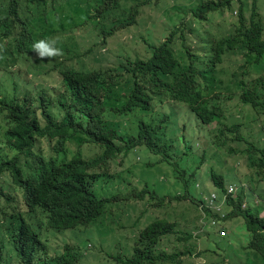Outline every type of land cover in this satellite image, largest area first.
I'll return each mask as SVG.
<instances>
[{"label": "trees", "instance_id": "16d2710c", "mask_svg": "<svg viewBox=\"0 0 264 264\" xmlns=\"http://www.w3.org/2000/svg\"><path fill=\"white\" fill-rule=\"evenodd\" d=\"M161 1L0 0V43L4 42L0 64L15 55L37 56L25 66L32 80L20 82L12 78L15 91L0 98V117L4 125L0 139V179L8 174L14 184L11 190L16 192L10 199L8 188L0 184V210L5 211L13 204L12 210L16 212L22 207L28 212L42 211L48 216L51 231L56 234L88 226H105L107 217L111 218L115 230L122 228V217L130 222L131 212H136L134 205L125 207L123 201H142L148 195L150 206L162 208L165 199L172 198L157 196L147 188L139 191L128 188L131 172L108 173L110 160L120 155L125 158L130 151L144 147L158 157L159 163L175 169L178 179L186 186L191 179L196 185L200 172L206 167V178L218 196L224 195L230 184L237 187L235 194L227 198L224 209V222L228 226L225 243L221 246V241L216 242L209 236L202 239L205 251L197 253L200 258L220 256L217 263L227 261V253L238 237L237 231L244 230L243 244L236 243L244 252L243 257L246 255L252 262L258 260V264H264V217L260 216L264 209L255 204L257 196L264 204V188L261 195L254 193L256 183L264 182V140L256 144L244 139L240 135V125L227 121L222 101L231 98L214 92L220 87L219 68L224 60L230 55H241L242 64L232 73L231 83L239 93L238 102L250 108L264 136V20L257 10L256 0L252 2L248 17L243 13L242 2L238 1L237 18L227 37H202L200 28H194L192 21L200 24L208 21L211 14L233 11L236 3L234 0H206L191 11V22L173 26L158 44L146 43L145 55L121 54L114 67L105 69L77 71L59 64L58 59L65 58L71 49L63 42L64 35L83 27L96 33L99 44L105 46L106 40L119 30L137 26L141 7L158 6ZM187 34L199 37L197 49L187 45ZM41 40H54V46L63 54L39 59L33 45ZM7 46L8 54L4 51ZM4 54L7 55L3 59ZM37 59L43 63L53 61L51 72H57L60 78L55 88L40 81L34 84V78L45 71L42 66L35 65ZM165 102L183 109L184 118L186 114L194 116L199 126L215 124V129L209 133L213 153L200 157L193 154L185 135L176 141L182 145V150L174 145L170 136L178 132L177 121L164 111L155 116V110H160ZM56 107L60 118L52 111ZM185 127L183 124L182 130ZM40 140L48 141L46 154L36 151ZM73 141L79 143L78 148L84 144L94 145L100 153L92 158H82L80 154L68 158L66 146ZM230 143H235L236 148ZM243 144L245 148L241 151L245 150L247 168L251 172L247 186L228 176V171L222 173L212 165L217 152L225 148L226 155H234L240 152ZM2 146L10 155L2 151ZM180 163L191 170L186 167L180 170ZM218 163L222 166L224 162ZM97 168L98 173L94 172ZM96 185L100 189L105 186L117 190L109 197L99 196ZM249 195L256 197L255 200L248 202ZM202 197L194 198L188 191L174 195L175 200H188L195 205L202 202ZM244 202L246 205L242 208ZM120 206L123 208L114 213L113 208ZM204 213V220L216 217L206 209ZM142 216L144 218L145 213ZM149 218L146 216L136 225L131 249L104 255L110 264H179V256L191 255L190 249L179 252L175 243L173 251L167 252L171 236H175L176 243L191 242L194 237L188 231L179 230V224L168 215L150 219L152 221L141 228ZM13 223L14 243L21 264H81L87 257L88 245L79 248L64 241L60 252L50 245L39 251L26 243L23 245L20 234L29 229V225L23 218ZM110 231L113 234L114 229ZM1 259L0 245V264Z\"/></svg>", "mask_w": 264, "mask_h": 264}, {"label": "rangeland", "instance_id": "374dc122", "mask_svg": "<svg viewBox=\"0 0 264 264\" xmlns=\"http://www.w3.org/2000/svg\"><path fill=\"white\" fill-rule=\"evenodd\" d=\"M202 1L206 0H162L158 6H143L141 7L140 14L137 18V26L119 30L114 36L106 40L105 46L99 44L100 40L97 38L96 33H91L86 28L78 27L74 32L63 36V42H66V45L71 47L70 53L65 56V58L58 59L60 63L56 60L55 61L62 67L93 70L114 67L118 63V56L121 54L124 56L130 55L131 57L145 55L144 48L146 43L158 44L160 42L159 39H162L164 34L168 33L173 26L180 27L181 23L187 24L191 22L193 20L191 11ZM238 1L242 2L244 8L243 13L248 17L254 0H234L236 4L233 5V11L225 10L223 14H211L208 21L201 22L200 24H196V21L193 20L194 28H200V35L202 37L206 35H212L216 38L229 36L232 32V25L237 18V14H234V11L236 12ZM256 5L258 12L264 20V0H256ZM186 36L187 45H190L193 50L197 49L200 45L199 37L194 34H187ZM134 37H136V40H134ZM3 46L4 42H1V52L3 51ZM240 56L241 55H230L224 60L219 68L220 73L218 85H220V87L214 89V92L223 93L225 96L231 98L228 101H222L223 107L226 110L227 121L240 125V135L248 142L261 144L264 140V136L260 131L259 123L253 120V113L250 108L241 105L238 102L239 93H237V89L233 83H231L232 73L242 64V57ZM36 58L37 56H24L20 58V56L15 55L13 56L14 61L7 60V62H2L0 64V98L15 91V87L11 82L12 78L20 82H29L32 80V76L26 73L27 68L25 66L31 64ZM52 63L53 61L43 63L39 59L35 61L37 67L42 66L41 68L46 69L37 79L34 78V84H36L37 81H40L49 88L56 87V84L60 79L57 72H51L53 67ZM46 71H48V73H46ZM226 87L230 88L231 91L227 92L228 89L226 90ZM161 109L155 110V116L162 114V111H164L165 113L171 114L172 118L177 121V133L170 136L168 134L169 128H166V131L171 137L174 145L178 147L179 150H182V145H179L176 142L177 138L185 135L184 139L189 145H191V151L193 154L200 157L205 153H213L214 147L209 143L212 135L210 136L209 133L215 129V124H210L206 127L199 126L194 116L186 114L184 118L185 111L176 107L175 104L171 102H165ZM52 111L58 115V118H60L61 114H59L58 107L52 109ZM183 124L186 126L185 130H182L181 128ZM172 125L173 124H171V126ZM3 128L4 125L1 122L0 117V139L3 135ZM173 128H175V126ZM78 144L77 141H73L66 146L68 158L77 153H80L82 158H92L100 153V149L96 146L83 145L78 148ZM230 146L236 148L235 143H230ZM2 147V151L10 155L7 148L4 146ZM47 148L48 141L45 140H40L36 145V151L44 154L47 153ZM244 148L245 144L241 145L240 152L237 151L234 155H226V149L223 148L220 152H217V157L212 162V165L214 164L217 169H220V171L222 170V173L228 171V176L235 177L237 181L239 180L243 185L245 184L244 186H247L250 181L249 177L251 172L247 168L245 150L241 151V149ZM128 155L129 156L125 158L120 155L117 158L110 160V169L108 173L113 175L115 173L131 172L132 174L129 178L131 184L128 188H132L135 191L147 188L149 191L153 190L157 196L168 195L172 198L165 199V204L162 208L150 206V204H148V195L142 201H123L122 204H124L125 207L126 205H134L136 212H131L130 222H127V220H124V217H122L123 219L120 221V226L122 228H116L115 230L114 224L110 223L111 218L107 217V223L105 226L103 224L96 227L88 226L63 232L61 234H56L49 229L47 230L48 233L53 236H50L49 239L45 240L46 242L44 245H50L52 248H57L58 252L62 250L64 241L72 243L79 248H85L86 245H88L86 251L87 257L82 260L81 264H110V262L105 259L104 255L116 254L121 249H131L134 244V234L137 233L135 229L137 227L136 225L142 222L146 216L150 218L145 219L142 226H140L141 228L148 222H151L153 218H162L168 215L173 221L179 224V230L183 231V233L184 231H188L194 237L191 242L187 241L184 243H176L175 236L169 238L167 252L173 251L174 243L179 252L189 249L192 250L191 255L185 254L179 256V264H202L203 262L205 264H231L230 262H232V264L259 263L258 260L256 263L252 262V258L247 257L246 255L243 257L244 252L240 251L239 246L236 244H243L244 237L240 230L237 231L238 237L235 238V244L231 247L232 250L227 253V261L217 263V257L220 256H201L204 259L198 256L199 254L197 253H203L205 251L202 239H207L209 236V238H213L216 242L221 241V246H223L228 235L220 236L218 231L215 232V234L208 232L201 223L200 215L197 211V205L190 203L188 200H175L174 195L180 196L182 193L188 191L194 196V198H199L200 196H204L208 192L214 190L209 184L208 178H206V167H203L198 176L197 187H195V181L192 179L187 182L186 186L183 181L178 179V172H176L175 169L164 163H159L158 157L153 156L144 147H141L139 150H132ZM21 159L23 161L24 157ZM218 162L224 163L220 166V163ZM184 167H186V165L184 166L183 163L179 164L180 170ZM186 170H188L187 167ZM190 170L191 169L188 171ZM98 171V168L94 170L96 173H98ZM3 177L0 179V184L5 186L10 184L7 175L5 174ZM117 187L120 189V186L117 185ZM95 188L99 196L106 197L111 196L112 193L117 190L116 187L113 189L105 186L100 189L98 185H96ZM263 188L264 182L258 181L255 185L256 190L254 193L261 195L263 193ZM7 193L10 194L8 197L13 199V195H15L16 192L9 188L7 189ZM247 201L249 202L250 200L248 199ZM257 201H259L260 208L264 209V204L258 196ZM20 204H22V201H20ZM113 204L116 205V203ZM107 207H109V205H107ZM119 208L123 207L120 206L118 208H113V212H119ZM143 213L146 215L144 218L142 216ZM261 215V217H264V214ZM0 221H2V217H0ZM32 224L37 230H39L40 224ZM6 225L7 223L3 222L1 229L5 228L4 226ZM111 229H114L113 234L110 231ZM4 233L6 234V231H4ZM201 234H203V236ZM245 235L246 233L244 231V236ZM2 239L4 243H7L5 238ZM8 244L10 245L11 242ZM190 245L193 246V248ZM37 249L38 251L43 250L40 247ZM217 252L219 253V251ZM6 258V264H17L16 261L9 256V250H6ZM36 260L39 261L40 258H37ZM50 263L55 264L53 262Z\"/></svg>", "mask_w": 264, "mask_h": 264}, {"label": "clouds", "instance_id": "9594fccd", "mask_svg": "<svg viewBox=\"0 0 264 264\" xmlns=\"http://www.w3.org/2000/svg\"><path fill=\"white\" fill-rule=\"evenodd\" d=\"M234 14H236L235 11H234ZM55 43L56 42L54 40L50 41V42L41 40V41H39V42H37V43H35L33 45V49H34L35 53L38 54V58L39 59L61 56L63 53H62V51L60 49H58V48H56L54 46ZM4 51L7 53L8 46L4 49ZM7 54L3 55V59H4V57ZM10 60L14 61V59H10ZM74 70L78 71V69H74ZM46 73H48V71H46ZM57 84H60V83L58 82ZM84 145H88V144H84ZM77 154H80V153H77ZM77 154H75V155H77ZM75 155H72L71 157H73ZM71 157H69V158H71ZM6 175L9 178V183L10 184H8L7 186H5V185L4 186L7 187L8 189L9 188L13 189L14 184L12 183V180L9 177V175L8 174H6ZM197 184L195 185V187L198 186ZM230 185H234V184H230ZM211 193H215L217 196L219 195V194L216 193L215 190H212V191L208 192L204 196L201 194L203 196L202 197V202L197 205V211L199 212V215L201 216V223L204 225L203 227H205V229L208 230V232L210 230L211 234H215V232L218 231L219 235L222 232V233H224L223 236H226V235H228V230H227L228 226H227V223L224 222L226 220L225 219L226 218V213H225L224 209H225V205H226L227 201L222 207V209H223L222 211H223V213H225V218H224V220H222L219 223L218 227L212 228L209 225V218H211L212 216H209L208 218H206L204 220V218L206 217V215L204 213V209L205 208H201V205L203 204L204 197H207ZM222 196L223 195H220L218 197L221 198ZM245 205H246V203L244 202L241 207L245 208ZM12 209H13V204L8 206L5 211H1L0 210V217H2V221H0V223L2 225H3V222L7 223V225L4 226L5 228H3V229H1L2 225L0 224V245H1V255H2L1 264H6V260H7V258H6V250H9V256L11 258H13V260H15L17 264H21V260H20V257H19V252L16 250L15 243H14L15 237H14L13 230H12V226L14 225V223H13L14 220H16L18 218H23L24 221L29 225V229L22 231V233L20 234L21 240L23 242V245L26 243V244H28L30 246H33L34 249H36L38 247H40L42 249L43 246H45L44 245V243L46 242L45 240L49 239V237L51 236V234L48 233V231H47V230L50 229V226H49V223H48V216L45 213H43L42 211H39V210H36L34 212H28V210L26 208H23V207L21 208L20 212L13 211ZM207 211H209V210H207ZM209 212L211 213V211H209ZM212 214L213 213H211V215ZM10 215H14V216L10 217ZM32 223L40 224L39 230H37L33 226ZM4 231H6V234L4 233ZM2 238H5L7 243H4ZM9 242H11L10 245L8 244ZM67 243H69V242H67ZM202 259H204V258H202ZM202 264H204V262Z\"/></svg>", "mask_w": 264, "mask_h": 264}, {"label": "built area", "instance_id": "2783aa9c", "mask_svg": "<svg viewBox=\"0 0 264 264\" xmlns=\"http://www.w3.org/2000/svg\"><path fill=\"white\" fill-rule=\"evenodd\" d=\"M236 190L237 187L235 185H229L227 187L226 193L221 198L218 197L215 193H211L207 197H204L201 208H205L217 216L216 218H209V225L212 228L218 227L219 223L224 220L225 213H223L222 207L226 203L227 198L229 196H233ZM220 235L223 236L224 233L221 232Z\"/></svg>", "mask_w": 264, "mask_h": 264}, {"label": "crops", "instance_id": "0c3cea01", "mask_svg": "<svg viewBox=\"0 0 264 264\" xmlns=\"http://www.w3.org/2000/svg\"><path fill=\"white\" fill-rule=\"evenodd\" d=\"M255 198H256V197H255ZM255 198H254V196H253V195H249V197H247V200H248V199H249V200H252V199H254V200H255ZM255 201H256V203H255V204L257 205V207H259V208H260L259 201H257V200H255ZM261 214H264V211H262V212H261ZM261 214H260V216H262ZM209 232H210V230H209ZM242 233H243V231H242ZM243 237H244V233H243ZM243 242H244V240H243Z\"/></svg>", "mask_w": 264, "mask_h": 264}]
</instances>
